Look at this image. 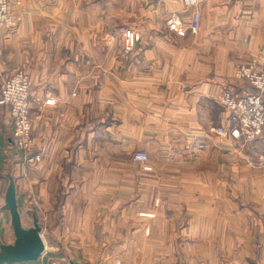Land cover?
<instances>
[{
  "label": "crops",
  "instance_id": "1",
  "mask_svg": "<svg viewBox=\"0 0 264 264\" xmlns=\"http://www.w3.org/2000/svg\"><path fill=\"white\" fill-rule=\"evenodd\" d=\"M12 2L19 21L0 34V89L16 70L30 76L42 159L29 162L14 146L0 105V246L14 241L4 201L13 181L21 222L36 216L45 249L6 264H174L148 260L147 245L172 251L162 238L195 235L194 221H209L220 202L249 258L240 264H264V150L229 152L213 131L231 120L221 90H252L235 68L254 61L264 70V0H200L199 28L182 36L166 25L172 13L190 22L182 0ZM124 26L141 35L128 56ZM46 91L55 104L44 103ZM136 150L150 170L130 161Z\"/></svg>",
  "mask_w": 264,
  "mask_h": 264
},
{
  "label": "built area",
  "instance_id": "2",
  "mask_svg": "<svg viewBox=\"0 0 264 264\" xmlns=\"http://www.w3.org/2000/svg\"><path fill=\"white\" fill-rule=\"evenodd\" d=\"M185 8H191L190 22L185 24L182 17L172 13L166 18L169 30L182 36L187 29L196 32L199 28V13L197 6L200 0H182ZM19 18L11 10V0H0V31L11 30L17 26ZM119 36L125 56H128L136 47L140 33L128 26L119 29ZM254 61L240 64L234 71V78L241 80L251 91L238 94L230 88H225L217 96L219 104L229 112L233 121L228 129L223 126L216 128L217 135L227 133L229 138L253 139L264 133V72L257 70ZM31 87L30 76L22 70H16L7 75L0 89V105L8 107L12 124L13 143L22 150L27 161L36 163L42 159L41 151L37 147L36 138L32 133L31 119ZM55 97L50 91L45 92L44 103L55 104ZM227 130V131H226ZM148 154L146 151L137 150L130 156L132 162L143 164L144 170H150L147 165ZM114 264H125L116 260Z\"/></svg>",
  "mask_w": 264,
  "mask_h": 264
},
{
  "label": "rangeland",
  "instance_id": "3",
  "mask_svg": "<svg viewBox=\"0 0 264 264\" xmlns=\"http://www.w3.org/2000/svg\"><path fill=\"white\" fill-rule=\"evenodd\" d=\"M11 10L13 11L14 14H16L13 8L12 0H11ZM11 30L0 31V34H7ZM257 70L264 72V70L261 69H257ZM232 123L233 121L230 120V124L228 126L227 125H218V126H223L225 129H228ZM218 126L213 128L215 134H218L216 132V128ZM217 136H218L217 140L221 139L219 141L221 147L225 148L229 152L230 150L234 151L233 149L240 151L242 150L243 152H245V150L248 151L251 148L257 151L264 150V142H262L261 140L262 138H264V133L261 136H257L253 138L252 140L251 139L234 140L233 138H229L227 133L224 135H217ZM146 164L148 165V163ZM185 223H186L185 221L178 222L177 225L179 230L185 228ZM196 227L200 229V233L202 232V230L204 233L206 231H209V235L197 236V233L198 234L200 233L196 230ZM236 231L241 232L238 229ZM195 232H196L195 235L186 234L185 231H183L182 233L179 232L178 237L171 238L172 242L170 243H169L170 238H166V239L162 238L165 241L164 244L167 243L168 246H170V244L173 245V247L170 246V248H172V251L169 250L168 252H162V253L153 252L154 248L164 249L165 246L164 245L160 246L159 244L154 246V242L151 241L149 245H147L146 247L145 256L150 261H154L155 257H158V259L173 261L174 264H179L181 261H187V260L188 261L190 260V263L194 262L195 264L203 263V262L204 263L208 262L209 264H240L242 263L241 261H243L244 263H249L248 256L244 255L243 251L240 250V247L237 246L238 244L237 240L241 239V235H236L238 239L235 238L234 230H233V222L225 221V220L221 221V202L216 205L210 206L209 221H203V222L194 221V228L192 234H194ZM167 244H165L166 248H167ZM123 260L120 261H122L125 264H143L142 260H137V257H135L134 259L130 257V259L124 261Z\"/></svg>",
  "mask_w": 264,
  "mask_h": 264
},
{
  "label": "water",
  "instance_id": "4",
  "mask_svg": "<svg viewBox=\"0 0 264 264\" xmlns=\"http://www.w3.org/2000/svg\"><path fill=\"white\" fill-rule=\"evenodd\" d=\"M5 208L10 215V224L14 233V241L0 246V264L32 261L39 257L44 249L41 226L36 216H32V225L24 227L18 210L15 185L10 181L4 195Z\"/></svg>",
  "mask_w": 264,
  "mask_h": 264
}]
</instances>
